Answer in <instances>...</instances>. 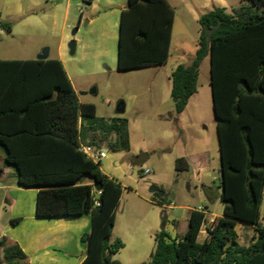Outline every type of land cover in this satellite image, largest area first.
<instances>
[{"label": "trees", "instance_id": "trees-1", "mask_svg": "<svg viewBox=\"0 0 264 264\" xmlns=\"http://www.w3.org/2000/svg\"><path fill=\"white\" fill-rule=\"evenodd\" d=\"M128 1L118 69L166 64L175 9L167 0ZM198 23L197 50L172 71L171 96L180 114L197 91L201 64L209 56L223 215L209 224L203 207L190 212L183 234L162 227L151 260L138 264H264V0L232 9L214 6ZM0 29L11 32V22L0 19ZM83 144L130 150L129 119L100 117L94 103L81 102L58 58L0 59V147L19 184L38 188L37 215L90 213L92 229L81 237L86 257L80 264H124L112 258L125 247L113 238V228L128 187L106 175L101 161L88 158ZM175 168L189 170L188 157L176 158ZM152 201L171 203L164 187ZM245 228L248 239L241 232ZM0 253V264H29L7 236L0 238Z\"/></svg>", "mask_w": 264, "mask_h": 264}, {"label": "rangeland", "instance_id": "rangeland-1", "mask_svg": "<svg viewBox=\"0 0 264 264\" xmlns=\"http://www.w3.org/2000/svg\"><path fill=\"white\" fill-rule=\"evenodd\" d=\"M41 1L45 0H0V9L5 17L6 10L12 9L15 12L25 2L36 4ZM71 1L72 3L80 2L84 7L90 5V0ZM169 1L174 5L177 15L173 24L172 44L167 64L85 77H72L79 92L87 90L84 99L95 103L97 115L106 119L117 116H125L129 119L130 150H108L107 156L100 163L105 174L123 182L128 187L122 197L117 213V226L113 234V238L117 237L119 233L125 238V247L112 256L113 259L124 264H138L151 260V253L155 248V234H150V230L154 228L156 222L162 221L165 212L162 205L152 201L153 194L160 190V187H157L160 182L159 178L167 181L164 189L167 193H171L170 198L173 203L192 205L199 203L198 191L203 190L201 175L193 169L177 171L174 165H169V157H180L199 149L209 148L212 158L210 170L213 176L218 174L220 165L219 139L217 126L213 121L207 122L203 130L201 125L193 122V117L188 113L180 120H178L177 114L167 120H161L156 116V113L168 108L166 98L169 99V95H162V92L171 84L168 78L169 72L178 60L188 63L197 49L200 15L211 10L214 6L238 7L247 0ZM43 4L47 3L43 2ZM34 13L31 16L33 21L31 28H36V30L31 34L24 35V41L21 43L22 48L24 45L33 47L32 44L36 40L42 43L49 39L51 44L56 41L55 35L50 30V23L43 18L42 12ZM12 19L14 21L9 22H11L12 28L15 26V32L8 34L7 39L10 43L17 45L19 43L16 38L18 19L15 16ZM82 26L85 27L84 23ZM2 33H7V31L3 30ZM75 34L80 35L81 33L75 32ZM72 40L75 42L74 37ZM46 47L48 45L42 47L43 50ZM26 48L23 49L26 50ZM26 55L28 54L25 52L18 56L25 57ZM205 63L201 80L207 85L209 83V56ZM205 65H207V73ZM104 67L105 64H102V68ZM149 83H152L151 93L147 89L150 87ZM120 102L125 104L123 113H119L117 110ZM184 126L190 128L189 131H186V135L182 132ZM187 133L192 134V137H188ZM143 153L146 157L143 156L144 159L140 163L135 162V159ZM3 154L4 151L0 147V171L3 166H8L10 170L6 172L4 178L11 179L13 176L10 173L14 171V168L3 160ZM116 161H119L120 164H117ZM146 168L151 170L154 168V171L142 174L141 169ZM170 169L175 174L174 177H169ZM84 179H88V177H84ZM205 180H209L212 187L216 188L218 193L220 192L219 179L212 181L206 178ZM146 187H157V189L150 195L146 191ZM208 204L211 212L221 213L223 211L224 205L219 195H212ZM262 214H264V201ZM170 215L172 216L171 212ZM168 227L169 230H172L173 223L169 222ZM241 232L245 239L251 235L249 228H245Z\"/></svg>", "mask_w": 264, "mask_h": 264}, {"label": "crops", "instance_id": "crops-1", "mask_svg": "<svg viewBox=\"0 0 264 264\" xmlns=\"http://www.w3.org/2000/svg\"><path fill=\"white\" fill-rule=\"evenodd\" d=\"M167 1L174 8V5L169 0ZM43 2H46L47 4L44 5ZM48 2L51 3L49 4ZM128 8V0H90L89 7L81 6L80 2L72 3L71 0H62L61 2L59 0H45L39 3L37 2L36 4L25 2V4L20 6L15 12H13L12 9L6 10L5 17L2 15V10L0 9V19L2 20L12 21V17H17L18 32L16 38L19 42L16 45L10 43L7 39L8 34L15 32V26L12 28L11 32L7 33H2L3 29H0V59H35L42 52V47L48 45V57L58 58L62 61L67 74L79 95L80 101L92 102L84 99V94L87 93V90L79 92L78 88L72 81V77H85L101 73L120 72L118 69V53L121 21L123 11ZM226 8L232 9L234 7ZM36 11H41L43 18L50 23L49 27L52 34L55 35L56 41L54 44H51L49 43V39L42 43L36 40L32 44L33 47L24 45L23 48L27 47L26 50H24L21 47V43L24 41V35L31 34V32L36 30V28H31L33 23L31 16L35 14L34 12ZM176 15L177 13L175 10V17ZM83 23L85 27L82 26ZM82 27L84 28V31L82 30ZM75 32L81 34L76 35ZM73 37L76 42L74 51L71 49ZM25 52L29 56H18ZM194 54L192 56H194ZM206 59L207 57L204 58L200 67L197 91L190 97L185 109L180 114H177L178 120H180L188 113L193 117V122L201 125L203 130L205 129L207 122L213 121L217 126L212 99V89L210 85V67L209 83L205 85L201 80V74L203 66L206 64ZM167 63L168 60L166 64ZM182 63L184 62L178 60L174 68L171 69L168 74L170 81L172 71ZM102 64H105L104 68H102ZM205 66L207 73V65ZM151 84L152 83H149L150 87L147 88L150 93L153 90ZM82 89H84V87H82ZM171 89L172 81L170 86L162 92V95H169V99L166 98V100H168V108L156 113V116L161 120H167L176 115L175 104L171 96ZM189 129V127L184 126L182 129L183 134L186 135V131H189ZM187 135L188 137H192V134L189 135L187 133ZM183 156L188 157L191 164L190 169H193L195 172L197 171V173L201 175V185H203V190L198 191L199 203L197 205L173 203L170 198L171 193L168 192V197L170 198L171 203L163 205V208H165L163 215L165 216V219L162 218V221L159 220V222H156L157 224H155L154 228L150 230V234H156L162 227L173 235L185 233L188 228L190 212L194 209L199 210L200 207H205L204 211L206 217L209 219L211 216L219 218L223 215V211L221 213L211 212L208 204L209 201H211L212 195L220 196L222 191L221 189L219 194L217 189L212 187L209 183V180H205L206 178L211 179L212 181L219 179V187H221L220 171L218 170V174L213 176L210 170L212 161L210 149H199L193 153L183 154ZM2 157L5 161L4 154ZM176 158L178 157L168 158L170 166H175ZM116 163L120 164L119 161H116ZM146 169L150 170L149 173L154 171V168L152 170L150 168ZM9 170L10 168L8 166H3V169L0 171V238L7 236L11 241L17 242L28 255L29 264H80L86 257V249L81 237L84 233L91 231L92 215L86 213L81 215H63L57 217L38 216L36 211L38 188L20 185L14 171H11L10 173L13 176L11 179L8 177L4 178V175ZM141 170L142 174H144L143 171L145 169ZM153 173L156 175L155 172ZM172 176L174 177L175 174L172 173L170 169L169 177ZM109 177L112 178L111 176ZM116 181L125 186L123 182L119 180ZM158 181L160 182L157 184L159 185L157 187L161 188L167 185L166 180L159 178ZM157 187H146L145 189L151 195ZM15 217H20V221L13 224L12 219ZM169 222L173 223L172 230H169ZM116 226L117 218L113 228V234ZM117 237L125 241L122 234L119 233ZM124 243H126V241Z\"/></svg>", "mask_w": 264, "mask_h": 264}, {"label": "built area", "instance_id": "built-area-1", "mask_svg": "<svg viewBox=\"0 0 264 264\" xmlns=\"http://www.w3.org/2000/svg\"><path fill=\"white\" fill-rule=\"evenodd\" d=\"M48 1H53V0H48ZM81 150L87 155L88 158H90L94 162L102 161V159H104L108 153V148L105 145L98 146V145L83 144L81 145ZM149 172H150L149 169H145L143 171L144 174H147ZM200 208L202 209L203 207ZM215 219L216 218L212 216L209 219L208 223L212 224L215 221Z\"/></svg>", "mask_w": 264, "mask_h": 264}, {"label": "water", "instance_id": "water-1", "mask_svg": "<svg viewBox=\"0 0 264 264\" xmlns=\"http://www.w3.org/2000/svg\"><path fill=\"white\" fill-rule=\"evenodd\" d=\"M71 49H72V51H74V49H75V42H72L71 43ZM48 52H49V48L48 47H46L39 55H38V59H46V58H48ZM117 110H118V112L119 113H123L124 112V110H125V104H124V102H120L119 103V105H118V108H117ZM96 188L98 189V190H100L101 189V186L100 185H96ZM121 205V204H120Z\"/></svg>", "mask_w": 264, "mask_h": 264}]
</instances>
